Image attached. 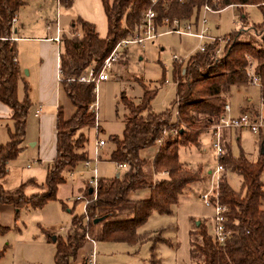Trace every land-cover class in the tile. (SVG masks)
<instances>
[{"label": "trees", "instance_id": "obj_1", "mask_svg": "<svg viewBox=\"0 0 264 264\" xmlns=\"http://www.w3.org/2000/svg\"><path fill=\"white\" fill-rule=\"evenodd\" d=\"M59 6L70 9L75 0H57ZM106 18L107 34L100 38L93 24L80 18L72 20L69 30L60 34L59 71L60 84L75 108L69 119L63 111L56 115V156L48 165L45 182L37 185L33 180L18 187L5 190L1 180L8 174L9 163L23 150L26 135V120L31 108L28 86L22 78L16 62V46L11 40L13 29L11 19L17 16L26 0H0V103L10 110L12 127L7 128L8 141L0 146V203L17 209H40L46 203L56 200L58 187L66 182L65 173L70 172L87 160L86 138L77 134L79 129L92 127L96 114L90 105L96 102L95 86L77 82L88 68L95 64L98 71L103 61L122 40L133 35L149 8V0H101ZM209 4L215 11L233 7L243 10L255 6L261 10L262 23L252 26L261 38V46L241 41L245 32L230 34L229 43L220 57L210 63L204 55L188 60L182 73L174 63L173 79L176 83V100L167 111L156 114L150 109L155 91L143 89L141 103L135 105L121 94L120 100L128 113L124 116L121 137L111 136L113 149L109 161L126 169L109 179H99L96 197L87 196L85 215L74 216L65 238H49L56 245L55 264H70L90 237L94 242L124 243L135 246L151 242V264H156L155 246L169 243L159 233L139 234L154 213L170 215L184 189L193 181L179 161V148L196 144L203 129L216 124L226 105L225 95L232 86L250 84L247 72L249 58L256 62L255 75L260 78V94L264 101V0H161L154 8L155 24L159 31L164 19L177 18L198 23L201 7ZM245 20V16H242ZM261 32V33H259ZM125 58V52L119 57ZM118 58V59H119ZM206 70L202 72V69ZM179 69V68H178ZM21 83L23 97L19 98ZM174 105L178 117L173 121ZM176 131V136L170 133ZM166 132L167 134H164ZM160 143L151 163L155 174L165 177L155 182L147 180L144 173L146 161L140 156L143 150ZM224 155L219 162L229 168L240 180V189H233L229 183L219 184V201L228 208L226 227L230 233L227 241L219 246L214 242L205 222L195 221L189 232L190 264H264V155L255 162L241 156L234 159L227 143L222 138ZM36 187L38 193L27 196L26 189ZM147 190L146 199H133L132 194ZM97 220L96 223L94 221ZM49 235V234H48Z\"/></svg>", "mask_w": 264, "mask_h": 264}, {"label": "rangeland", "instance_id": "obj_2", "mask_svg": "<svg viewBox=\"0 0 264 264\" xmlns=\"http://www.w3.org/2000/svg\"><path fill=\"white\" fill-rule=\"evenodd\" d=\"M30 2L32 4L33 1ZM30 7H26L23 13L29 12ZM52 16L55 18L54 13ZM242 16H245V20L242 19ZM44 17L45 13L43 12L41 15L30 13L31 19L29 18L27 21V26L31 31L39 30ZM207 21L210 34L214 37L228 39L226 44L229 43L228 36L230 34L245 31L239 36L241 41L251 43L256 47L261 46L259 34L249 30L252 26L262 23L261 10L255 6L246 7L242 11L227 7L219 12L207 14ZM163 30L162 28L159 32ZM67 34L69 37H73L70 30L67 31ZM13 35L16 37L20 34L13 33ZM226 44L224 45L226 46ZM224 45L221 47L220 56L223 53ZM197 46L198 41L194 38L166 34L160 35L155 41L147 42L142 46L132 44L118 49L117 60L108 71L109 79L97 86L96 111L89 109L96 114L94 125L79 129L77 132V134H84L87 140L85 145L87 159L95 160V157H98L99 162L96 164V168L99 179H109L123 172L109 161V154L114 148L109 142V138L122 136L124 116L128 113L120 100L121 94H125L126 98L137 106L141 103L143 89L154 90L155 96L150 104L151 111L156 114L167 111L176 100V83L173 79L174 63L177 66L176 70L184 73L188 60L196 56L194 52ZM123 52H125V58L121 60L119 57ZM173 56L183 59L182 62L174 61ZM205 60L210 63L215 59H206L205 57ZM249 62L251 67L256 66V62L250 58ZM92 66L95 64L92 63ZM205 70L206 66L201 71L204 72ZM225 99L226 104L229 103L231 107L233 116L239 113L240 107L248 104L252 105L243 108L242 111L253 109L262 111L264 114V101H261L258 86L249 83L242 86H232L225 95ZM247 99H250V102ZM253 105L260 107L255 109ZM66 110L64 109V111ZM175 112L176 106L174 105L172 110L173 121L176 118ZM1 124L4 130L6 127H12V122L9 119ZM207 131L210 132L209 127L203 129L196 144L179 148V161L187 167L185 170L188 171L193 181L184 189L178 203L172 208V213L165 215L154 212L147 222L138 229L139 234L159 233L163 240L169 242L156 244L155 253L158 261L156 264H190L189 232L194 228L193 223L195 221L205 222L208 233L213 235L214 211L206 208L199 198L200 194L204 190H208L210 186V175H207V170H212L217 162L213 150L210 149L211 137L204 133ZM227 131L224 130L221 137L227 143L232 157L238 159L243 156L248 161L255 162L260 156V143L257 142L260 138L247 130H231V132H241L240 139H236L234 132L227 139ZM98 140L105 142V146L101 149L96 147ZM159 145L157 143L146 150L145 159L149 164L153 161L154 153ZM16 159L15 163L22 164L23 168L37 167L27 158V153ZM47 164L45 163L41 167L46 168ZM83 172L85 173L81 175ZM71 173H73V177H70ZM65 178L66 182L58 187L56 200L46 203L40 209H17L12 205L0 203V264H55L56 245L49 236L65 238L69 232L72 218L84 215V201H78L77 198L80 195L84 197L88 194L84 187L90 178V173L84 170L80 164L76 169L66 172ZM223 180V182L229 183L233 189L237 191L240 189V180L233 172L228 175V178L227 176L224 177ZM141 193L148 194V191L143 190L136 194ZM147 196H139L140 198L135 199H145ZM85 200H89L87 196ZM261 209L264 211V199L261 202ZM88 238L90 237L88 236ZM88 238L86 237L87 242L79 250L77 256L70 261V264H85L93 249L95 264L152 263L151 242L129 246L124 243H92Z\"/></svg>", "mask_w": 264, "mask_h": 264}, {"label": "crops", "instance_id": "obj_3", "mask_svg": "<svg viewBox=\"0 0 264 264\" xmlns=\"http://www.w3.org/2000/svg\"><path fill=\"white\" fill-rule=\"evenodd\" d=\"M26 1V4L17 13V23L14 26L13 33L20 35H17L16 37L12 35V39L16 46V62L21 69L22 78L28 86V96L31 101V108L26 120V135L23 142V150L17 158H19L20 155L27 153V158L37 167L32 168L31 166H28L23 168L22 164L15 163L17 159L10 162L8 166V174L1 180V185L5 190L14 189L28 180H33L37 185L44 184L47 167L56 156L57 112L61 109L65 119H69L75 112V108L72 106L60 84V45L53 39L56 36H60L62 32H67L71 26L72 20L77 18L93 24L100 38H105L107 34L106 18L101 0H75L70 9H64L59 6L57 0H32V4L30 2L31 0ZM26 7H30V10L27 13H23V10ZM50 7H52L51 11L49 10ZM42 12L45 13V17L39 30L35 29L34 31H31L29 26H27L30 13L33 15H41ZM53 13L55 18L52 16ZM17 26H19V28H17ZM22 88L23 85L21 83L19 90L21 96H19V98L23 97ZM247 100L250 102V99ZM261 101L263 102L262 99ZM227 104L230 107L229 103ZM39 105L42 107V111L39 117H35L34 112ZM251 105L252 104H248L240 107L239 113L243 108L250 107ZM254 107L255 109H258L260 106ZM64 109H67V112L64 111ZM239 113H237V115ZM9 114V108L0 103L1 145L5 144L9 138L7 132L8 127L4 130V127L1 124L9 119ZM236 116L232 115V117ZM233 132L236 139L239 140L241 132ZM233 132H231V130L227 131V139L230 138ZM204 133L210 136V132L207 131ZM257 142L258 144L260 143L261 153V151L264 150V138H260ZM146 150H143L140 153V156L147 162L145 159ZM157 151L158 147L156 148L153 159ZM45 163H48L47 167L42 168L41 166ZM151 163L149 164L147 162V165L144 168L147 180L155 182L157 179L165 177V174L163 173L155 174ZM184 169H187V167L184 166ZM210 171V169L207 170L208 176L210 175ZM38 192L39 191L36 187L31 186L26 189L25 193L27 196H30ZM137 195L145 197L147 195L149 196V193H135L131 195V198H140L139 196L137 197ZM148 196L146 198H148Z\"/></svg>", "mask_w": 264, "mask_h": 264}, {"label": "built area", "instance_id": "obj_4", "mask_svg": "<svg viewBox=\"0 0 264 264\" xmlns=\"http://www.w3.org/2000/svg\"><path fill=\"white\" fill-rule=\"evenodd\" d=\"M161 0H149V8L144 13L141 24L136 28L133 35L128 39L120 41L113 51L109 54V56L103 61L100 69L97 71L95 66H91L88 68L82 75L77 79L79 83L85 84H93L95 86V92L97 91V86L100 83L106 82L109 79L108 71L111 69L112 64L117 60L118 54L117 51L119 48L126 45H139L142 46L147 42H153L158 36L166 35V34H174L178 36L190 37L194 38L198 41V46L195 50V54H200L204 56H208L210 59H216L221 54V47L228 42V39L214 37L210 34L209 29L207 27V14H213L219 11H215L209 4L204 3L201 7L200 15L198 19V23L195 26L189 20H180L177 18L173 19H164L161 23L162 28L164 29L162 32H159L156 28L155 19H156V11L154 8L158 5ZM181 4H185L188 0H178ZM216 2L217 0H213ZM221 11V10H220ZM17 23V16H13L11 19L12 29ZM11 40H13L11 38ZM56 43L60 44V36H56L53 39ZM225 46V45H224ZM193 55V54H191ZM190 55V56H191ZM188 56V57H190ZM186 57V59H188ZM184 59V60H186ZM173 60L179 63L182 62L181 59L173 56ZM253 67V66H252ZM251 66L248 67L247 72L249 75L250 85L260 87V78L255 75L254 68ZM60 76V71H59ZM89 109H94L96 111V102L90 105ZM42 111V107L39 105L35 112L34 116L39 117ZM231 110L228 104H226L223 108V113L219 118L218 122L209 127L210 137H211V149L215 154V158L217 160L215 167L210 171V186L209 189L202 192L199 196L202 204L206 208H210L214 211L213 217V240L219 246H222L230 236L229 231L226 227V214L228 212V208L221 204L219 201V184L223 182L224 177L232 174V171L224 167L219 160L224 155V148L222 145V137L221 134L224 130H247L252 135L264 138V114L262 111L258 110H250L245 109L241 111L236 117H232L230 114ZM175 115L178 117V110L176 108ZM164 134H167L164 132ZM170 136H176V131L170 133ZM105 146V142L103 140H98L96 143V147L101 149ZM98 157H95V160L87 159L82 163L83 169L87 170L90 173V178L86 181L84 189L92 190L90 195L93 196V199L96 197L99 176L96 168V164L98 163ZM95 164V167H94ZM119 170H125V165H119L117 167ZM83 172L81 175H83ZM70 177H73V173L70 174ZM228 180V179H227ZM78 201H84L85 208L88 204V201L84 199L83 196L77 198ZM85 215V210H84ZM88 238V237H87ZM88 240L92 243L94 241L90 238ZM95 252L94 249L91 253L90 258H88L85 264H95L94 263Z\"/></svg>", "mask_w": 264, "mask_h": 264}, {"label": "water", "instance_id": "obj_5", "mask_svg": "<svg viewBox=\"0 0 264 264\" xmlns=\"http://www.w3.org/2000/svg\"><path fill=\"white\" fill-rule=\"evenodd\" d=\"M261 155H264V150L261 151L260 153ZM119 175L117 174L116 177H118ZM89 193L91 194L92 193V190H89ZM97 220L94 221V223H96ZM55 239V237L53 238V240Z\"/></svg>", "mask_w": 264, "mask_h": 264}]
</instances>
